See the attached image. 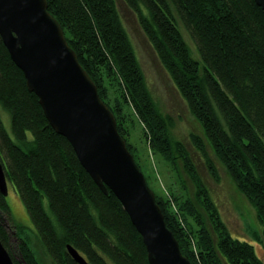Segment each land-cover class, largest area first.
Listing matches in <instances>:
<instances>
[{
    "label": "trees",
    "instance_id": "1",
    "mask_svg": "<svg viewBox=\"0 0 264 264\" xmlns=\"http://www.w3.org/2000/svg\"><path fill=\"white\" fill-rule=\"evenodd\" d=\"M123 1L201 125L203 135L192 132L191 139L210 174L221 181L209 147L255 208L263 227L262 238L256 232L255 237L264 241V9L256 0ZM48 9L114 112L141 169L128 138L135 120L148 146L180 179L182 168L192 181L193 195L155 192L183 254L192 264H264L251 240L233 235L191 151L172 133L174 120L152 93L118 0H48ZM2 111L10 117V129ZM0 158L53 264H79L68 244L90 264H150L143 236L121 200L95 182L68 138L50 124L1 34ZM5 214L12 219L0 191L2 242L16 264H44L23 234L26 228L16 224L20 259L15 256Z\"/></svg>",
    "mask_w": 264,
    "mask_h": 264
},
{
    "label": "water",
    "instance_id": "2",
    "mask_svg": "<svg viewBox=\"0 0 264 264\" xmlns=\"http://www.w3.org/2000/svg\"><path fill=\"white\" fill-rule=\"evenodd\" d=\"M256 2L264 9V0ZM0 34L50 124L68 138L95 182L121 200L143 236L150 264H192L120 134L114 112L49 11L48 0H0ZM0 191L9 193L1 158ZM67 247L79 264H90L77 248ZM0 264H16L1 238Z\"/></svg>",
    "mask_w": 264,
    "mask_h": 264
},
{
    "label": "rangeland",
    "instance_id": "3",
    "mask_svg": "<svg viewBox=\"0 0 264 264\" xmlns=\"http://www.w3.org/2000/svg\"><path fill=\"white\" fill-rule=\"evenodd\" d=\"M118 2L127 27L137 47L140 61L152 93L163 112L170 115L174 120L172 133L177 139L185 142L188 149L191 151L203 178L210 186L223 218L233 235L251 240L256 246L258 254L264 259V241H260L255 237L256 232L262 238L263 230L262 225L258 221L255 208L241 193L238 192L224 166L216 158L215 154L209 147L210 155L215 160L221 173V181L216 182L210 174L204 161V157L196 149L191 139L192 132L203 135L201 125L190 112L187 103L174 85L170 75L159 61L155 50L139 24L137 16L130 8H128L123 0H118ZM182 27L194 55L199 58L195 40L183 24ZM2 114L7 128L10 129L9 115L4 111H2ZM134 124L135 125L130 129L128 138L133 144L134 153L138 157L143 172L146 174L145 176H147L149 185L154 192L161 196L164 195L172 198H174V195L181 196L186 191L193 195V183L183 169L180 168V179L177 171L172 165H170L159 153L154 152L148 146L142 133V125L138 120H135ZM182 182L185 183L186 189ZM6 197L11 210L12 219L7 218L5 214L6 220L4 219V224L7 226L10 233V246L11 249L14 250L15 256L20 259L17 248L18 238L15 233L16 224L22 225L26 228L23 234L30 238L32 245L39 255V259L44 264H53L45 247L32 232L31 229L34 228V224L30 218L26 205L11 184H9V193ZM172 202L174 203V200ZM174 206L176 207L175 204Z\"/></svg>",
    "mask_w": 264,
    "mask_h": 264
}]
</instances>
